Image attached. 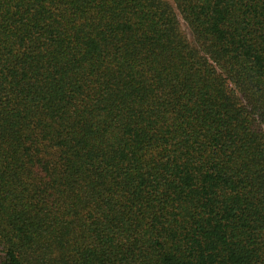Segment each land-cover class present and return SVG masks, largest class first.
Masks as SVG:
<instances>
[{
  "label": "trees",
  "instance_id": "obj_1",
  "mask_svg": "<svg viewBox=\"0 0 264 264\" xmlns=\"http://www.w3.org/2000/svg\"><path fill=\"white\" fill-rule=\"evenodd\" d=\"M0 264H264V0H0Z\"/></svg>",
  "mask_w": 264,
  "mask_h": 264
},
{
  "label": "rangeland",
  "instance_id": "obj_2",
  "mask_svg": "<svg viewBox=\"0 0 264 264\" xmlns=\"http://www.w3.org/2000/svg\"><path fill=\"white\" fill-rule=\"evenodd\" d=\"M184 29H185V31H186V28L185 27H183ZM187 32V31H186ZM187 35H188V32H187Z\"/></svg>",
  "mask_w": 264,
  "mask_h": 264
}]
</instances>
